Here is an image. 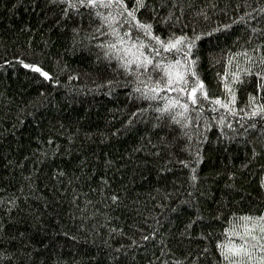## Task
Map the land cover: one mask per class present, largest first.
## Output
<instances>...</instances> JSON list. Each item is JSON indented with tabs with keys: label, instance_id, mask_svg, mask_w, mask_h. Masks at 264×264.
Segmentation results:
<instances>
[{
	"label": "trees",
	"instance_id": "obj_1",
	"mask_svg": "<svg viewBox=\"0 0 264 264\" xmlns=\"http://www.w3.org/2000/svg\"><path fill=\"white\" fill-rule=\"evenodd\" d=\"M128 2L131 7L135 0ZM151 2L159 7L162 0ZM258 2L163 0L166 7L155 13L141 9L138 16L152 20L161 36L210 33L196 41L198 73L209 96L224 97L221 76L229 50L237 53L264 40V14L251 11ZM169 9L179 20L161 22ZM64 10L63 0H0V264H113L104 255L111 254L104 241L127 246L125 264H216L214 245L225 238L232 213H264V154H251L252 137L233 139L245 120L257 122V130L264 121L230 115L237 127L229 129L218 124L225 110L218 107V115L205 107L202 115L210 113L212 126L202 129L208 139L201 141L203 159L195 165L200 180L193 185L190 169L176 159L166 163L155 129L144 120L128 123L136 108L149 109L152 117L162 102L134 98L129 79L105 67H115V61L97 62L95 44L77 47L74 40L88 44L92 36L105 37L93 29L96 16L73 11L66 17ZM17 55L39 63L59 83L25 68ZM237 62L245 66L239 57L232 71ZM101 77L120 83L94 87ZM255 85L251 77L237 87L238 107L256 92ZM181 141L173 150L188 159L189 142ZM58 168L64 175L54 174ZM113 192L118 203L109 199ZM110 225L120 232L112 233ZM152 231L157 235L141 239Z\"/></svg>",
	"mask_w": 264,
	"mask_h": 264
},
{
	"label": "snow or ice",
	"instance_id": "obj_2",
	"mask_svg": "<svg viewBox=\"0 0 264 264\" xmlns=\"http://www.w3.org/2000/svg\"><path fill=\"white\" fill-rule=\"evenodd\" d=\"M63 2L66 10L62 14L66 17L73 11L77 14L87 12L90 17L96 16L97 20L92 22L93 29L101 37H105L100 40L92 36L89 38L88 44L77 40H74L73 43L77 47H88V45L95 44L98 51V63L102 60L115 61V67L110 63L105 67L111 68L116 76L129 79L134 98L162 102L155 108L152 117L146 114L149 109L136 108L131 112L128 123L132 125L139 120H144L152 129H155L159 134V142L165 145L167 150L166 163H171L172 159H176L179 165L190 169V182L193 185L200 180L195 165L203 159L200 151V148L203 147L201 141L208 139L202 129L207 130L212 126L209 123L210 113L202 115L205 107L211 108V112L218 115V107L225 110L227 115H220L218 124L226 125L229 129L237 127L233 120L229 119L230 115H243L255 118L256 121H264V40L254 48H245L237 53H231L229 50L225 71L221 76L226 95L224 97L209 96L205 81L200 78L198 73L199 57L195 55L194 49L197 47L196 41L200 40L201 36L210 35V33H197L193 30L192 34L188 35L181 30L179 34L169 31L168 36H161L154 31L152 20L141 19L138 16L141 9L145 11L151 9L155 13L159 11L160 7H166L163 0L159 7L151 0H135L131 7L128 0H63ZM172 3L175 4L176 0H172ZM246 6L250 7V5ZM251 11L264 14V0L258 2L255 8H251ZM247 15L249 13H245V16ZM173 19L178 21L179 17L169 9L161 22H169ZM237 20H244V16L237 17ZM97 24L99 27L96 26ZM220 27L227 29L231 27V24H223ZM219 30L220 28L212 29L213 32ZM72 31L74 34H78L80 28L74 27ZM251 31L255 33L259 30L252 28ZM173 52L181 55L179 58H165ZM184 53L187 55H183ZM239 57H243L245 66L241 67L237 62L235 63L236 70L232 71L233 63ZM14 58L25 68L35 70L53 83H59L53 74L45 70L39 63L27 62L19 55ZM7 63L8 61L5 60L4 64ZM251 77L256 79V92L249 93L244 106L238 107L236 89ZM101 79L102 83L94 85V87L107 85L112 88L120 83L119 80L107 77H101ZM168 93L176 95L169 96ZM111 94L109 91V95ZM201 121L203 122L201 123ZM239 128L243 129V132L236 131L233 139L241 134L252 137L247 141L253 145L251 154L253 156L264 154V127L257 130L258 123L248 119L239 125ZM181 137L189 142L185 145L189 153L188 159H179L173 150L180 147ZM194 140L195 147L192 146ZM257 147L260 149L259 152ZM161 151L162 149L157 148L155 154L160 156ZM84 166H87L86 163ZM164 170L161 169V171ZM54 174L57 177L64 175L63 169L58 168ZM229 175L234 174L230 173ZM101 181L107 183L104 177H101ZM260 183L264 185V180H261ZM109 199L113 203L120 201V197L115 192L109 196ZM9 203L15 202L13 200ZM109 227L112 233L120 232L118 228L111 225ZM191 227L192 222L188 225V228ZM0 228H4V225L0 224ZM223 233L226 234L225 238L216 241L214 245L216 264H264V213L238 214L233 212L232 220L228 222L227 227L223 228ZM156 235V231H152L148 235H142L141 239L146 242ZM200 235L207 239L205 233L202 232ZM104 243L111 248V254H104L107 260L113 264H125L123 256L127 246L113 247L108 244V241H104ZM131 243L136 244L137 240L132 239ZM204 251L208 252V249L206 248Z\"/></svg>",
	"mask_w": 264,
	"mask_h": 264
}]
</instances>
